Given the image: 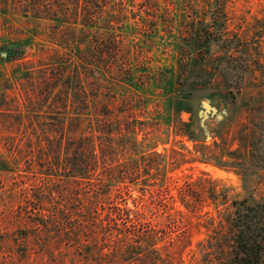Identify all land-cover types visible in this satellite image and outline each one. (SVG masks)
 <instances>
[{
    "label": "rangeland",
    "instance_id": "374dc122",
    "mask_svg": "<svg viewBox=\"0 0 264 264\" xmlns=\"http://www.w3.org/2000/svg\"><path fill=\"white\" fill-rule=\"evenodd\" d=\"M124 1L128 25L108 26L104 13L98 26H78L73 33L64 23L54 26L56 20L25 15L15 0H0V52L17 47L15 58L0 56V264H151L147 245L126 250L115 240L102 243L101 233H88L81 216L55 217L54 207L62 203L66 208L69 194L51 195L54 227L37 231L30 222L38 216L24 211L23 199L40 187L35 161L46 148L37 127L62 115L85 123L92 108L102 114L105 105L119 115L116 130H108L114 131L113 151L120 154L121 184L131 187L132 197L147 189L139 206L152 224L168 232L157 246L163 253H179L183 264H202L199 243L221 225L227 231L232 200L264 197V145L253 153L256 138L264 137V109L259 111L249 97L255 87H246L232 113L220 100L225 92L217 82L188 104L176 96L174 78L186 23L192 11L204 12L212 0ZM225 11L227 30L258 61L250 76L253 85L264 75V0H227ZM132 17L146 20L135 23ZM113 34L116 55L107 52ZM96 37L101 51L90 59L85 52ZM61 69L70 75L65 93L57 75ZM258 85L264 90V83ZM201 100H216L219 109H228L219 122L210 117L214 128L208 139L197 127ZM52 107L62 108L49 113ZM241 163L245 170L238 168Z\"/></svg>",
    "mask_w": 264,
    "mask_h": 264
},
{
    "label": "trees",
    "instance_id": "16d2710c",
    "mask_svg": "<svg viewBox=\"0 0 264 264\" xmlns=\"http://www.w3.org/2000/svg\"><path fill=\"white\" fill-rule=\"evenodd\" d=\"M15 1L25 15L56 20L58 25L54 26L61 28L64 23L73 33L78 26L80 30L83 27L98 26L104 13L107 15L105 21L108 26L123 27L129 23L124 0L113 3L109 0ZM65 1L70 3L65 4ZM226 2L227 0H212L207 10L200 13L193 9L189 16L186 23L188 31L182 37L174 78L176 96L181 104H188L194 101L199 91L217 82L225 92L221 94L220 100L230 105L232 113L234 104L241 99L246 87L254 86L257 91L249 97L260 111L264 109V90L258 84L264 83V70L263 78L251 85L252 67L258 61L246 43L227 30L229 19L225 11ZM132 18L135 23L146 20L145 17L137 20ZM113 36L109 35L107 52L116 55L118 41L115 39L116 35ZM93 41L94 45L85 52L90 59L100 53L102 46L99 37ZM4 51L7 58H15L17 55L16 45H11ZM257 66L262 67L260 63ZM52 74L56 76V73ZM57 75L64 80L62 93H65L69 89L67 79L70 75L65 69H61ZM50 86L52 85L45 89L48 94L52 90ZM61 108L52 107L48 112ZM96 110L92 108L85 123L80 118L66 120L63 115L52 124L39 123L37 128L43 134L41 140L46 148L37 155L39 159L35 161L37 171L34 173L39 177L40 187L35 189L36 195L31 192V196L25 195L23 199L24 211L32 214L30 210H33L38 216L35 221L30 222H33L37 231H47L54 227L49 219L53 213L56 214L55 217L61 218L58 215L69 214L75 218L81 216L86 221L85 229L88 233H101L104 237L102 243L115 240L126 250L147 245L151 264H183L178 257L179 253L177 256L171 250L163 253L162 246H157L168 232L165 228L152 224L139 206L147 189H142L141 196L132 197L131 187L121 184L124 176L116 164L120 154L113 151L114 131L108 130L109 126L115 127L119 123V115L107 105L103 106L102 114L96 113ZM33 130L36 131V127ZM263 145L264 137L260 135L256 138L253 153L260 152ZM244 165L241 163L238 168L245 170ZM54 185L61 190L53 189ZM55 192H59L60 196L69 194L71 202L66 208L62 203H57L53 212L49 203ZM231 206L227 231L223 232V225L220 223V228L217 227L205 243H199L202 264H264V197L257 200L249 197L234 199ZM63 218L67 219L66 216ZM55 224V227L60 226L59 223ZM172 225H177L176 220H172ZM94 243L98 246L97 241ZM78 244L81 243L76 245Z\"/></svg>",
    "mask_w": 264,
    "mask_h": 264
},
{
    "label": "water",
    "instance_id": "95a60500",
    "mask_svg": "<svg viewBox=\"0 0 264 264\" xmlns=\"http://www.w3.org/2000/svg\"><path fill=\"white\" fill-rule=\"evenodd\" d=\"M1 57L6 56V51L0 52ZM218 101L214 100L212 102L201 100V108L198 110V124L197 127L203 132L204 138L208 139L211 137V132L213 131V126L210 123V117L214 121L219 122L223 120L228 115L227 107L221 109L218 108Z\"/></svg>",
    "mask_w": 264,
    "mask_h": 264
}]
</instances>
